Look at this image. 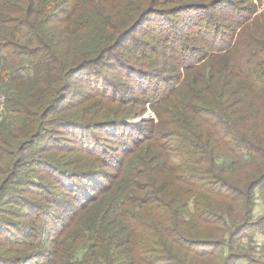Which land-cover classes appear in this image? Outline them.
Instances as JSON below:
<instances>
[{
    "label": "trees",
    "instance_id": "trees-1",
    "mask_svg": "<svg viewBox=\"0 0 264 264\" xmlns=\"http://www.w3.org/2000/svg\"><path fill=\"white\" fill-rule=\"evenodd\" d=\"M226 1L165 10L164 0H0V264H264L238 248L264 235V218L251 217L254 191L264 190V111L233 98L264 94V73L252 81L225 60L231 92L179 98L200 62L224 57L259 15L243 24L254 4ZM135 91L140 101L125 99ZM103 100L146 105L155 120L144 119L149 130L128 127L119 108L96 121L89 111ZM74 106L85 111L59 114ZM246 119L255 129L241 125ZM55 127L77 131L75 149L94 157L86 134L139 137L124 136L119 156L99 151L118 175L43 165L47 172L26 182L35 200L16 202L27 222L4 221L5 191L21 182L26 152L44 140L61 146L45 139Z\"/></svg>",
    "mask_w": 264,
    "mask_h": 264
},
{
    "label": "rangeland",
    "instance_id": "rangeland-1",
    "mask_svg": "<svg viewBox=\"0 0 264 264\" xmlns=\"http://www.w3.org/2000/svg\"><path fill=\"white\" fill-rule=\"evenodd\" d=\"M165 4H162V9H168L173 8L174 4L183 1V0H164ZM210 0H206L204 2L198 1V0H185V3H208ZM254 4L255 10L249 14V18L244 15L243 18V24L249 23L257 14H259L256 17V20L249 24L246 30H243L240 37L239 42L235 47H231L230 49L221 52L223 53L224 57L219 59H213L209 60L205 63V65H202L204 61L200 62V66L197 67L195 71L191 73L189 76L188 83L186 84V88L182 89L179 93V98L187 99V98H195L198 101H201L204 98L211 97V95H219L223 91L231 92L232 87L229 89L226 88V85L230 83L231 78L226 76V73L222 71L221 65L225 60H232L235 63L242 65L243 71L246 74H249L251 76L252 81L258 77H260L264 72L260 69V64H262L264 57H262V54H264V0H262V3H260L257 0H228L223 5H228L230 7L231 5H234L235 7L241 9L244 7V5ZM257 2V4H255ZM194 20V18H193ZM153 23H149L143 27V30L146 31V29H149L151 26H153ZM155 26V25H154ZM166 31L170 28V26L165 25ZM159 28V27H158ZM165 28V27H164ZM142 30V31H143ZM144 31V32H145ZM143 35V34H142ZM136 37H140L137 35ZM254 54H256L254 56ZM138 67L140 65H135ZM196 66V64H194ZM202 65V66H201ZM144 66V65H143ZM249 66V68H248ZM184 67V66H183ZM161 68H163L161 66ZM250 70V71H249ZM180 71H183L182 69ZM209 74V79L211 83H208L207 75ZM183 77H180V81H182ZM241 81L242 76L240 75L238 78H235V81ZM184 81H187V76L184 77ZM74 86L73 88L75 90H79L83 88V84H81L80 79L74 80ZM151 86L152 83L146 84V86ZM112 86L113 84H110L108 87ZM244 92V91H243ZM141 93L135 91V93L132 95L133 97H127L126 100H135L140 101L139 98ZM233 98L235 99L234 104H237V101L239 104H243V107L245 109L253 110L254 108H259L262 111H264V94L255 95V93H247L242 98H236L235 94H233ZM130 98V99H129ZM79 102L78 98H72L71 96L68 97V103L70 105H75ZM123 104H115L113 105L108 100L100 101L99 104L96 105V107L93 108V110L89 111V113L92 115L94 120H100L105 118L104 115L106 113L114 114L119 111V108L125 109V113L127 118L125 120H129L128 127H135L140 128V130H143L146 128L149 130L150 128V122L155 120V117L153 113L150 111L149 108L146 107V105H138V104H131L130 102H123ZM89 104V103H87ZM198 104V103H197ZM79 106V105H78ZM74 106L71 109H65L63 108L62 111L59 114H73L75 116H79L82 114L85 109H77ZM239 107V106H238ZM237 107V108H238ZM237 110V109H236ZM54 115V117L61 116V115ZM116 115V114H115ZM117 116V115H116ZM138 122V123H136ZM249 119L243 120L241 122V125L245 128L250 127L254 128L253 125H251ZM140 123V124H139ZM264 124V121L263 123ZM101 127H98L97 129H100ZM255 129V128H254ZM111 130V129H109ZM109 130H96V132L92 134H86L85 137L87 139H91L90 142L94 145H97L95 152L96 154H99V157H94L92 154H85L82 151L76 150V144L78 142V135L77 131H72L71 133L67 130H64L63 128H53V133L46 134L45 139H50L52 136L56 138L55 142H58L61 146H54L51 142L42 141L38 142L35 146L30 148L26 154L23 157V163L21 164L19 170L17 171L18 174L15 177L14 181L20 180L21 182L16 185L8 188L5 191L4 201L1 205V208L5 210L6 212H9V214L1 215L2 219L4 221H11L14 223L17 222H27L26 216L20 217L19 214L23 212L24 208L19 207L16 202L21 201L22 198H26L27 200H35V197L33 195L32 187H30L29 184H26L29 180L37 181L38 178L43 176L44 172H47L46 169L43 168V165L45 164H63L65 166H69L70 170H74L76 172H85L88 170H94L96 171H103L110 174H116L113 167H105L104 163L100 161V157L102 156L99 151L102 149L111 150V154L113 156H119V150L120 140L126 136L127 139H124L126 143L129 140V137L137 136L139 137V134L132 130H125V131H119L116 130L115 134H117V137L115 135L111 136L108 131ZM157 130V129H156ZM80 134V137L82 135V131H78ZM83 137V135H82ZM128 145L132 144L129 143ZM65 146V147H62ZM64 148V152H59L58 149ZM68 149L72 150L69 151ZM157 163V162H156ZM65 168V167H64ZM69 169V168H65ZM148 174V173H146ZM170 174V173H168ZM118 175V174H116ZM167 175V174H165ZM145 182V181H143ZM104 185L108 186V183L104 181ZM59 193L60 192H56ZM46 202V201H44ZM43 202V203H44ZM46 204V203H44ZM43 204V205H44ZM252 219L255 222L260 221V219L264 218V190L262 187H258L254 191V203H253V211H252ZM69 225L68 221H66L65 226ZM50 230H52L51 227H48ZM54 234V233H53ZM252 234V233H250ZM1 236V234H0ZM251 239L244 240L239 245V253L240 254H247L249 253V257H252L260 262H264V235L256 233L254 235H250ZM252 248V251L250 250ZM232 264H249L248 261L245 260H236L233 261Z\"/></svg>",
    "mask_w": 264,
    "mask_h": 264
}]
</instances>
